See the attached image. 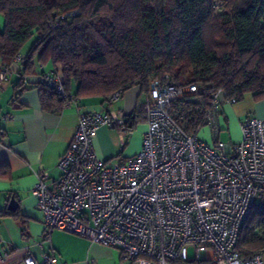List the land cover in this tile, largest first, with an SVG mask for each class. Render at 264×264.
<instances>
[{
	"label": "built area",
	"instance_id": "built-area-1",
	"mask_svg": "<svg viewBox=\"0 0 264 264\" xmlns=\"http://www.w3.org/2000/svg\"><path fill=\"white\" fill-rule=\"evenodd\" d=\"M23 60L19 54L10 64L0 62V90ZM167 79L149 84L140 149L125 160H104L93 137L101 125L125 134L123 112L83 111L59 71L37 74L38 82L64 98L63 106L79 110L73 139L56 164L58 177L39 171L31 190L45 237L63 230L115 247L131 264H264V252L235 249L241 224L264 195V119L244 118L240 140L224 143L219 135L227 127L218 108L235 98L213 87L205 104L204 87ZM119 96L117 91L108 101ZM40 259L27 255L23 263L56 261L45 252Z\"/></svg>",
	"mask_w": 264,
	"mask_h": 264
},
{
	"label": "trees",
	"instance_id": "trees-1",
	"mask_svg": "<svg viewBox=\"0 0 264 264\" xmlns=\"http://www.w3.org/2000/svg\"><path fill=\"white\" fill-rule=\"evenodd\" d=\"M0 15V62L23 55L20 81L35 63H51L79 98L109 102L134 86L148 93L151 80L167 76L204 87L205 104L213 87L236 102L246 93L264 99V0H0ZM37 85L41 107L61 110L64 98ZM136 117H127L126 132ZM11 215L20 217L17 209ZM235 249L264 252V195Z\"/></svg>",
	"mask_w": 264,
	"mask_h": 264
},
{
	"label": "crops",
	"instance_id": "crops-1",
	"mask_svg": "<svg viewBox=\"0 0 264 264\" xmlns=\"http://www.w3.org/2000/svg\"><path fill=\"white\" fill-rule=\"evenodd\" d=\"M48 64L53 67L51 63H35L25 81L19 80L18 71L13 72L0 90V211L9 213L0 216V264H24L27 255L39 262L43 252L53 254L55 264H131L115 247L63 230H53L45 237L42 213L31 190L39 171L58 177L57 161L70 145L79 120V110L74 105H62L58 112L41 107L37 74L46 70ZM70 92H76V84L71 85ZM147 97L148 93L134 86L112 102H103L99 97L80 98L83 111L123 112L125 121L134 113L143 122L133 147L126 152H122L125 134L119 132L120 142L116 144L110 139L113 127L99 126L93 137V148L99 158L125 160L140 149L146 129L141 111ZM234 104L223 103L218 110L236 142L241 138L240 122L244 118L264 119V99ZM4 114L11 118L4 119ZM11 198L17 202L20 217L11 215L13 211L7 208Z\"/></svg>",
	"mask_w": 264,
	"mask_h": 264
},
{
	"label": "rangeland",
	"instance_id": "rangeland-1",
	"mask_svg": "<svg viewBox=\"0 0 264 264\" xmlns=\"http://www.w3.org/2000/svg\"><path fill=\"white\" fill-rule=\"evenodd\" d=\"M0 27H3V17L0 15ZM50 68L49 64L47 65V68L46 70H48ZM252 95L250 93H246L244 94L243 98L237 102H235L234 106H237V105H243V104H246V102L248 100H252ZM143 122H141V120H139L138 122H136L132 128H130L126 134H125V141H124V146H123V151L122 152H126L128 151L130 148L133 147L136 139H135V136L138 135V132L140 131V128L142 126ZM114 130H112V133L110 134V139L114 142H116V144H118V141L120 142V139H119V128L117 127H113ZM233 133L232 131L230 130H222L220 132V135H219V139L224 142V143H229L231 140L233 142V136H231ZM205 136V134H204ZM193 255V252H192V249H189L188 250V257H191Z\"/></svg>",
	"mask_w": 264,
	"mask_h": 264
},
{
	"label": "water",
	"instance_id": "water-1",
	"mask_svg": "<svg viewBox=\"0 0 264 264\" xmlns=\"http://www.w3.org/2000/svg\"><path fill=\"white\" fill-rule=\"evenodd\" d=\"M9 210H16L17 208V202L15 201L14 198H11L10 201H9V204H8V207H7Z\"/></svg>",
	"mask_w": 264,
	"mask_h": 264
}]
</instances>
